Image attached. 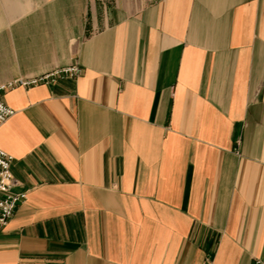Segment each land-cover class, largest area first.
<instances>
[{
  "label": "crops",
  "instance_id": "obj_1",
  "mask_svg": "<svg viewBox=\"0 0 264 264\" xmlns=\"http://www.w3.org/2000/svg\"><path fill=\"white\" fill-rule=\"evenodd\" d=\"M14 192L0 264H264V0H0Z\"/></svg>",
  "mask_w": 264,
  "mask_h": 264
},
{
  "label": "built area",
  "instance_id": "obj_2",
  "mask_svg": "<svg viewBox=\"0 0 264 264\" xmlns=\"http://www.w3.org/2000/svg\"><path fill=\"white\" fill-rule=\"evenodd\" d=\"M81 73V67L77 64L55 67L45 73L30 78H19L0 84V95L7 89L16 85L31 86L39 83L48 84L60 78H76ZM15 110L4 103L0 98V124L14 114ZM12 155L0 148V230L11 219L14 210L25 196V192H14L15 179L11 172ZM254 264H263L259 259Z\"/></svg>",
  "mask_w": 264,
  "mask_h": 264
}]
</instances>
